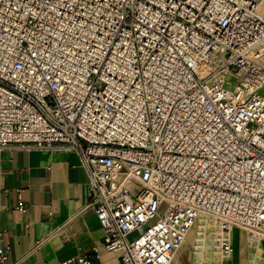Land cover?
Instances as JSON below:
<instances>
[{"label": "built area", "instance_id": "obj_1", "mask_svg": "<svg viewBox=\"0 0 264 264\" xmlns=\"http://www.w3.org/2000/svg\"><path fill=\"white\" fill-rule=\"evenodd\" d=\"M261 4L0 0V149L78 154L86 209L120 264H177L201 218L222 254L235 229L253 247L264 239Z\"/></svg>", "mask_w": 264, "mask_h": 264}, {"label": "crops", "instance_id": "obj_2", "mask_svg": "<svg viewBox=\"0 0 264 264\" xmlns=\"http://www.w3.org/2000/svg\"><path fill=\"white\" fill-rule=\"evenodd\" d=\"M89 200V175L78 154L18 145L0 149L2 264H78L81 255L92 264H120L119 254L105 249L99 220L86 209ZM260 249L264 264V239Z\"/></svg>", "mask_w": 264, "mask_h": 264}, {"label": "rangeland", "instance_id": "obj_3", "mask_svg": "<svg viewBox=\"0 0 264 264\" xmlns=\"http://www.w3.org/2000/svg\"><path fill=\"white\" fill-rule=\"evenodd\" d=\"M259 13H264V2L259 8ZM201 221H203V223L206 222L210 230L204 235H200L198 231V224ZM238 233L241 237L235 242L233 240L235 230L231 233L234 252L231 256H226L218 251L213 242V224L208 220L201 218L180 248L176 257L177 263L179 261L181 264H199L198 262H201V264H261L262 254L260 242L255 243L253 247H249L246 242V232L241 230ZM203 239L208 245V248L202 249L198 247V244H201Z\"/></svg>", "mask_w": 264, "mask_h": 264}, {"label": "bare ground", "instance_id": "obj_4", "mask_svg": "<svg viewBox=\"0 0 264 264\" xmlns=\"http://www.w3.org/2000/svg\"><path fill=\"white\" fill-rule=\"evenodd\" d=\"M199 221V220H198ZM198 231H199V234L200 235H204L206 233H208L210 230L206 224V222L203 223V221H201L199 224H198ZM201 239V238H200ZM199 239V240H200ZM202 240V239H201ZM208 245L206 244L205 240L203 239V241L201 242V244H198V247L199 248H202V249H205V248H208L207 247ZM201 259V258H200ZM204 260V259H202ZM199 264H201V262H198Z\"/></svg>", "mask_w": 264, "mask_h": 264}]
</instances>
